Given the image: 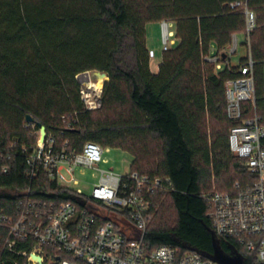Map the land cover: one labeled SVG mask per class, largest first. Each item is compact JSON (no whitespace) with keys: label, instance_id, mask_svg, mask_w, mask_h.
Returning <instances> with one entry per match:
<instances>
[{"label":"trees","instance_id":"obj_1","mask_svg":"<svg viewBox=\"0 0 264 264\" xmlns=\"http://www.w3.org/2000/svg\"><path fill=\"white\" fill-rule=\"evenodd\" d=\"M237 1L0 0V149L11 169L7 175L0 172V216L13 214L28 188L19 148L36 144L28 125L42 126L58 144L81 148L92 142L120 149L133 158L130 171L168 178L171 187L154 200L146 246L212 255L210 208L202 198L212 175L218 192H231L236 182L251 179L228 148L233 125L226 117L224 85L235 78L234 70L216 72L202 60L211 50L224 53L231 36L244 33L243 13L228 7ZM248 5L258 16L250 44L257 64L256 101L263 113L264 0H248ZM163 21L173 24L176 43L162 52L154 74L146 26ZM85 72L108 78L98 110H85L80 99L76 76ZM206 119L228 130L226 135L215 131L210 146ZM153 142L159 144L158 155L149 148ZM161 198L170 200L172 226L163 205L158 206ZM6 238L0 226V264H24L6 249ZM218 242L226 255L252 264V255L233 242Z\"/></svg>","mask_w":264,"mask_h":264},{"label":"built area","instance_id":"obj_2","mask_svg":"<svg viewBox=\"0 0 264 264\" xmlns=\"http://www.w3.org/2000/svg\"><path fill=\"white\" fill-rule=\"evenodd\" d=\"M228 7L244 15L246 56L232 65L239 49L234 34L224 53L211 50L202 60L216 72L234 70L235 78L224 85L226 117L233 125L228 148L251 179L236 182L231 192L211 191L202 198L210 208L207 218L215 238L233 242L252 255V264H264V111L261 113L256 101L257 64L250 44V36L259 26L258 16L248 0ZM260 10L264 29V5ZM171 28L170 22H161L162 52L176 43ZM149 58H154L153 51H149ZM261 72L264 110V60ZM76 80L84 109L97 110L102 91L93 88L96 80L89 72L77 75ZM65 125L68 130L72 128ZM28 127L38 134L35 145L19 148L27 168L28 188L15 203L13 214L0 216V226L7 230L5 247L24 264H216L196 251L170 246L149 250L146 246L154 200L171 187L168 178L130 169L122 175L101 169L104 148L100 145L87 142L79 148L69 142L58 144L54 134L45 132L41 139L40 128ZM4 158L0 149V172L7 175L11 169L3 163ZM77 170L91 172L97 179L89 197L72 190L78 185ZM51 185L55 188L49 189ZM21 245L28 250L19 251Z\"/></svg>","mask_w":264,"mask_h":264},{"label":"rangeland","instance_id":"obj_3","mask_svg":"<svg viewBox=\"0 0 264 264\" xmlns=\"http://www.w3.org/2000/svg\"><path fill=\"white\" fill-rule=\"evenodd\" d=\"M237 38L239 43V49L238 54L232 57L231 63L233 66H236L238 61L246 56V36L241 33L237 35ZM146 44L148 47H151L156 52V59L153 61L152 64V69H155L157 63L159 62L160 54L162 53V31L160 23H151L146 26ZM151 60L152 59H150V61ZM89 73L91 74L92 79L97 80L96 76L92 75L93 72ZM30 130L32 135L36 137L37 140L38 134L35 133L36 131H34V129L31 127ZM218 130H220L223 135H226L228 133V130L224 129V124L215 120L206 119L204 132L206 134L209 146L212 142L213 133ZM149 148L152 150V155L159 154L160 147L158 143L153 142L152 144H150ZM102 159L104 162L100 165L101 169H111L115 173L121 175L129 171L133 161L132 156L128 152L116 148H104ZM75 178L78 180V185L73 186L72 190H80L84 196L89 197L94 184L97 182V179L92 176L91 172H85L82 174L79 172V170L76 171ZM218 189L219 188L214 179V175H212L211 187L207 192L216 191ZM159 205H163L165 209V214L169 219V225L172 226L174 224V211L170 205V200L168 198H161L158 206ZM156 209H158V207Z\"/></svg>","mask_w":264,"mask_h":264},{"label":"water","instance_id":"obj_4","mask_svg":"<svg viewBox=\"0 0 264 264\" xmlns=\"http://www.w3.org/2000/svg\"><path fill=\"white\" fill-rule=\"evenodd\" d=\"M222 57L224 58L225 56L223 55ZM92 75H95L96 79L99 76H106L104 73H99V72H93ZM26 121L28 123H30V122H32V119L30 117H27ZM40 131H41V139H43L44 135H45V128L41 126ZM211 236H212L213 253H212V255L208 256V258L211 261H213L216 264H243L241 257H239V256L230 257V256L226 255L222 251L218 240L215 238V236L212 232H211Z\"/></svg>","mask_w":264,"mask_h":264},{"label":"crops","instance_id":"obj_5","mask_svg":"<svg viewBox=\"0 0 264 264\" xmlns=\"http://www.w3.org/2000/svg\"><path fill=\"white\" fill-rule=\"evenodd\" d=\"M170 24H171L172 32H173V24H172L171 22H170ZM160 26H161V23H160ZM161 31H162V30H161ZM146 46H147V44H146ZM147 49H148L149 51H153V53H154V58L150 61V68H151L152 73L156 74V73L158 72V67H159V65H160V63H161L162 53L160 54L159 62L157 63L156 68H155V69H152L153 61L156 59V52H155L151 47H148V46H147Z\"/></svg>","mask_w":264,"mask_h":264},{"label":"bare ground","instance_id":"obj_6","mask_svg":"<svg viewBox=\"0 0 264 264\" xmlns=\"http://www.w3.org/2000/svg\"><path fill=\"white\" fill-rule=\"evenodd\" d=\"M108 80L106 76H99L93 86V88L97 91H102V87L104 83Z\"/></svg>","mask_w":264,"mask_h":264}]
</instances>
